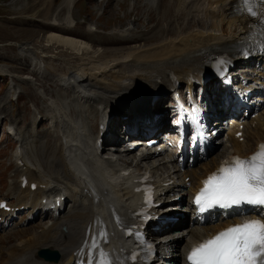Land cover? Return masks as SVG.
<instances>
[{"label":"bare ground","instance_id":"6f19581e","mask_svg":"<svg viewBox=\"0 0 264 264\" xmlns=\"http://www.w3.org/2000/svg\"><path fill=\"white\" fill-rule=\"evenodd\" d=\"M72 1L73 0H63L62 5L66 9H70ZM147 1L148 0H145L144 5L150 6L151 0L149 2ZM235 1L236 0H169L170 6L172 5L174 17L177 12L180 13L184 11V13H188L189 9L192 7L194 11L199 12V3L201 2V4L204 5V16H201L204 17V20L197 17L196 21L199 20L198 22H202V24L204 22L206 26H200L201 28H195L190 31L186 30V33H179V29L186 28L180 26L177 31L174 32L175 36H172L169 40L164 38L162 43H156V46L155 44H151L153 46H147L151 48H146V46L143 47L146 49L138 47L142 49L138 51H127L126 49L120 54L114 51V54L108 55L109 57L107 58L104 57V61L100 63L95 62L96 64L91 67L78 66L79 68L72 67L70 71H66L63 81L65 85L66 83L71 84V88L75 90V95L77 96L76 102L73 101L72 103L74 120L72 121L69 116V120L65 126L66 122H64V120L67 119L63 120L61 116L55 113L56 116H51L50 120H52L53 125L58 123L59 129H55L52 126V129L49 130L51 137L47 140L42 136L38 137V133L36 132V128L41 124L42 120V114L39 113V117L31 131L32 135L29 136L27 134L26 138H24L25 130L19 129L22 135L19 139L22 140L23 138L21 142H25V139L29 138L33 144L39 141L43 142L41 143L43 149L46 150L47 148L48 150L45 160L44 158L40 160L39 158L41 157L38 158L36 155L34 157L30 155V158V153H25L23 156L22 152H19L18 149L14 150V159L17 160L20 158L22 160V163L15 167V170H21L25 172L28 177H34L31 179L35 180L36 183L47 185V191L52 189L61 190L58 194L66 196L68 206L65 208L64 203L57 211L59 213L51 218L49 223H35L29 227H19L15 231H10L9 233L13 235L19 234L20 238H15L14 241L8 239V244L0 248V251L3 253L0 256V264H88L90 256L92 264H97L101 259V252L107 255L110 264H121L115 258L116 244L121 240L113 228L111 218L117 212L123 216L125 215L126 208L131 204L130 197L132 194L127 180H125V185L122 184L121 186L118 179L112 176L110 180L111 175H107V173H113V170L117 172L119 165L130 164H128L127 157H124L126 153H120L117 150H112L110 147L107 149L103 146L102 152L106 154L115 153L116 155L113 157L110 155L101 157L94 156L93 154H96L97 151V146L94 145L91 146V152L83 149V147L80 146L81 142H79L81 141V133L78 127L79 122H77L76 118L79 117V120L83 119L84 112H91L93 119L95 116L105 112L106 108L108 112L111 111L112 113L120 111L126 115L124 120H122L118 112L112 114L109 119L110 125H114L115 134L120 132L119 127L124 124L122 121L129 120L133 122L132 128H137L134 124H137L139 119L152 118V108L146 95L149 96L153 90L160 86L167 87L168 84L173 83L174 81L170 80L172 75H174L177 80H186L194 70L199 69L211 59L216 53L217 47L230 44L242 34L245 29L246 21L236 15H232V8H234ZM160 3L161 0H156L154 8H157ZM187 19L189 24L192 16ZM65 20L66 18L62 21L65 28L61 24L63 29H67ZM131 29L137 30L139 35L146 33L145 30L138 31L137 27L130 28L129 26L126 27L125 31L129 32ZM63 32V34L66 33L65 30ZM67 36L72 35L66 34L63 36L61 34L52 33L50 38L52 43L61 42L65 45H72L69 46L72 50L80 49L81 46L80 43L77 42V38L74 36H72L73 38ZM137 37H130L127 41L128 44H136L134 39ZM151 37L156 38L155 36ZM164 40L167 42H164ZM143 41L144 40H141V43ZM61 50L64 49L62 48ZM97 54L99 53L97 52ZM75 57L77 56L74 55L72 58ZM233 58H235V56H233ZM88 60L83 63H87ZM169 72H171V74H169ZM22 78L23 79H20L19 77L21 81L27 79V77ZM139 85L143 86L137 90L145 89L147 91L141 93L142 96L136 95V90L133 92ZM82 101H89L86 108H83L81 104ZM75 104L79 105V108H76L77 110H75ZM54 105L58 104L56 103ZM67 108H65V110ZM2 109H4L3 101L0 97V110ZM95 109L96 113H92ZM52 111L54 112V110ZM66 113L68 115L67 111ZM66 113L64 112L63 115ZM259 115L260 116L256 117L255 126L248 128L246 133L247 137H260L264 135V116H262L261 113ZM48 119V116L44 115L43 121L46 122ZM70 120L72 122H70ZM251 121L250 119V122ZM91 126H93V122ZM162 127L163 124L153 132L159 131ZM165 128L166 127H163V129ZM146 129L147 128H144L143 130ZM231 132L232 131H230L229 135H231ZM84 134L86 135L85 129ZM243 134L245 135L244 130ZM154 137L155 136L151 135L146 138ZM50 139L55 140L52 142L53 148L50 147ZM106 139H108V137H106ZM229 139L231 145L237 151H239V149L241 151L244 147L249 145L246 138H244L242 142H239L232 136H229ZM111 140L113 141V139ZM35 145L38 147V144ZM218 155L219 154L216 153L208 160L200 162L197 164L198 167L196 168H191V165L188 163L187 167H185V173L180 172L175 162L172 161V170H167V172L175 176L174 187L176 190L179 191L184 189L183 176L186 173L190 175L191 181H193L200 173L210 168V163H212ZM201 157L202 155H198L199 159ZM115 158L117 159L115 160ZM204 158L206 157H202V159ZM118 159H120V161L117 162ZM130 161L133 162V159L130 158ZM107 165H110L111 168L108 169ZM132 165V170H139L140 168L153 170L155 180L163 178L161 175L165 170L164 167L167 166L166 163H158L157 160H154V156L150 154H145L135 159ZM162 168L163 170L160 173L158 170ZM42 190L43 188L37 187L34 190H29L27 186H25L20 190L21 194L15 197L12 206L19 207L20 204H23L22 207L27 209V214L29 213V217L31 218L42 213L46 215L47 209L43 207L44 203H39ZM26 194L27 198L24 201L23 197ZM196 224L197 223H192L184 233H182V230H177V228H175V231L173 230L174 232L170 233L171 237L168 240L160 242V248H167L173 243H179L182 240V245H186L199 239L206 233L209 224ZM6 234H8V232H6L5 235ZM93 241L95 242L94 247L92 246ZM45 246L57 249L59 253V259L57 261L48 262L36 256V250L39 247ZM176 246L173 252L168 251L167 253L162 252L163 255L161 254L165 256L164 259L167 258V260L172 261L173 264H176V260L179 258L178 244ZM155 263L164 264L163 260Z\"/></svg>","mask_w":264,"mask_h":264},{"label":"rangeland","instance_id":"374dc122","mask_svg":"<svg viewBox=\"0 0 264 264\" xmlns=\"http://www.w3.org/2000/svg\"><path fill=\"white\" fill-rule=\"evenodd\" d=\"M149 1L150 0L147 2ZM62 2L63 0H0V76H5L7 80L5 87L0 88V97H3L5 106V109L2 110L3 114L6 113L5 118L2 119V127L0 128V146L3 145V148L0 149L1 194H5L7 190V176L15 172L13 170L14 165L12 160L14 158L13 150L16 146V142L5 132L6 126L12 125L9 121V116L15 120L13 122L14 124L21 127L20 130H25V136H27V134L30 136L32 135L31 131L33 130V125L37 121V119H34V117H38V114H36L37 108V112L42 114V120L41 124L36 128V132L38 133V137L42 136L48 140V138L51 137L49 130L52 128L48 121L51 119V116H56V113L61 116L63 120L67 119L64 120V122H66L65 126L67 125L69 116L72 121L74 120L72 103L73 101L76 102V92L71 88L70 83V85L68 83L65 85L63 81L66 71H70L72 66L80 64L78 65L79 67H91L96 63L104 61L105 58L109 57L108 55H112V53L114 54L115 52L120 54L126 49L127 51H138L142 50L138 47L143 48L145 46L146 48H151L147 46H153L151 44H155L156 46V43H162L164 38L169 40L172 36H175L174 32L177 31L180 26L186 28L179 29V33H186V30L190 31L195 28L206 26L204 22L202 24V22H198L199 20L196 21L197 17L204 20V17H201L204 16V5L201 4V2L199 3V9H202L201 11H194L192 7L189 9L188 13H184L183 10V12H177L175 17L169 0H161L157 8H154L152 4H150V6L144 5L145 0H73L70 9H66L62 5ZM190 16H192V19L188 24L187 18ZM65 18L67 29H63L65 26L62 24ZM72 24L73 27L71 30L81 35L70 31L69 27ZM89 26L94 28H89ZM127 26L130 28L137 27L138 31L145 30L146 33L139 35L137 30L134 29L126 32L125 29ZM64 30L66 32L65 34H63ZM52 33L61 34L63 36L71 34L77 38V42L80 43L81 47L78 49L79 51L72 50L69 47L72 45L69 44H66V46L61 42L52 43L50 38ZM151 36H155L156 38H152ZM130 37H137L134 39L136 44H128L127 41ZM141 40L145 42L143 41L141 43ZM166 40H164V42H167ZM59 46L62 47L60 48ZM62 48L64 50H61ZM97 52L99 54L101 53V56L97 54ZM43 54L46 56L44 57ZM74 55L77 57L72 58ZM32 56H34V58L36 57L37 60L33 59ZM86 60H88V62L83 63ZM243 63L246 62H241V65ZM70 65H72L71 69H65L69 68ZM78 66L74 68H79ZM39 67L40 70H38ZM60 70H63L61 74L59 72ZM52 75L56 77L61 75L59 77L60 81ZM28 76H32L31 79L33 78V80H26L24 82L18 80L19 77L20 79H23L22 77H27V79H29ZM1 82L2 78L0 77V83ZM56 82L61 86L64 85L65 91L61 89ZM42 85L52 92V96L50 95L49 98H53L54 100H51V102L50 100L48 102L45 101L48 95L42 93ZM142 86L143 85L137 86L133 92ZM137 93L139 92H136V95H139ZM15 95H17L16 100H13ZM37 102L39 106H37ZM54 102L58 105H54ZM170 102L169 99L165 103ZM85 104H87V101L84 102V106ZM63 106L67 109L65 110ZM74 106L75 110L79 108L78 104ZM162 107H165V105H162ZM52 110H54V112ZM64 112L66 113L65 115H63ZM167 112H170L168 115L172 116L170 108H168ZM92 113H96V109ZM44 115H47L49 118L47 122L43 121ZM71 120L70 122H72ZM161 130H163V127ZM54 141L53 139L49 140L50 147L52 148L54 147L52 144ZM41 143L43 142L39 141L33 144V142L27 138L21 145L30 153V158L32 155V157L36 155L38 158L41 157L39 158L40 160L43 158L45 160L48 150L47 148L44 150ZM35 144H38V147H36ZM21 145L20 147H22ZM222 149H218V151ZM196 164L192 166L195 167ZM18 218L23 219L24 214H20ZM38 220L35 221L37 222ZM50 220L51 219L47 217L43 219V222ZM33 224H35V222H28L24 224V227H29ZM6 232L8 231L0 234V241L4 243V245H0V248L7 245L8 239L14 241L15 238H20L19 234L13 235L8 233L4 236ZM182 241L180 243H182ZM2 254V251H0V256Z\"/></svg>","mask_w":264,"mask_h":264},{"label":"snow or ice","instance_id":"6c2138e0","mask_svg":"<svg viewBox=\"0 0 264 264\" xmlns=\"http://www.w3.org/2000/svg\"><path fill=\"white\" fill-rule=\"evenodd\" d=\"M259 2L264 5V0ZM244 3L251 15H257L253 10L255 0ZM203 185L195 198L201 211L215 206H264V145L248 159L235 157L231 164L222 165ZM100 256L98 264H110L105 253ZM187 258L190 264H264V220H245L221 230L195 245ZM88 264H92L91 256Z\"/></svg>","mask_w":264,"mask_h":264},{"label":"water","instance_id":"95a60500","mask_svg":"<svg viewBox=\"0 0 264 264\" xmlns=\"http://www.w3.org/2000/svg\"><path fill=\"white\" fill-rule=\"evenodd\" d=\"M38 254H40L41 256H43L46 259H52V260H56V258L58 257L57 252L54 250H50L48 248H41L38 251Z\"/></svg>","mask_w":264,"mask_h":264}]
</instances>
